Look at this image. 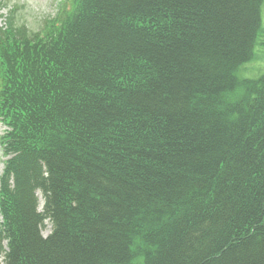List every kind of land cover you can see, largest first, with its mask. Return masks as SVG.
<instances>
[{
    "label": "trees",
    "instance_id": "obj_1",
    "mask_svg": "<svg viewBox=\"0 0 264 264\" xmlns=\"http://www.w3.org/2000/svg\"><path fill=\"white\" fill-rule=\"evenodd\" d=\"M263 1L7 22L0 264H264Z\"/></svg>",
    "mask_w": 264,
    "mask_h": 264
},
{
    "label": "rangeland",
    "instance_id": "obj_2",
    "mask_svg": "<svg viewBox=\"0 0 264 264\" xmlns=\"http://www.w3.org/2000/svg\"><path fill=\"white\" fill-rule=\"evenodd\" d=\"M72 0H0V30L7 26V22L13 21L17 27H26L30 33L38 31L44 24L54 20L62 13L65 4L70 6ZM264 2V1H263ZM262 23L264 26V3L261 8ZM264 38L260 36L262 44H258L257 56L248 62V70L242 69V75L246 77H257L264 73ZM4 126L0 120V136ZM3 152L0 146V175L4 167ZM2 217L0 216V222ZM52 226L49 224L43 231L45 235L50 233Z\"/></svg>",
    "mask_w": 264,
    "mask_h": 264
}]
</instances>
